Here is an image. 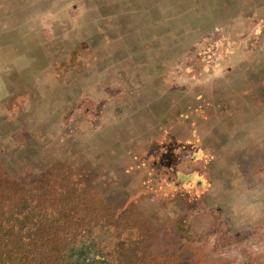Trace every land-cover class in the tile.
I'll return each instance as SVG.
<instances>
[{
  "label": "rangeland",
  "instance_id": "374dc122",
  "mask_svg": "<svg viewBox=\"0 0 264 264\" xmlns=\"http://www.w3.org/2000/svg\"><path fill=\"white\" fill-rule=\"evenodd\" d=\"M49 186L124 262L264 264V0H0V197Z\"/></svg>",
  "mask_w": 264,
  "mask_h": 264
},
{
  "label": "trees",
  "instance_id": "16d2710c",
  "mask_svg": "<svg viewBox=\"0 0 264 264\" xmlns=\"http://www.w3.org/2000/svg\"><path fill=\"white\" fill-rule=\"evenodd\" d=\"M45 192L22 188L0 197V264H130L120 257L127 243L91 238L86 214L57 210L53 186Z\"/></svg>",
  "mask_w": 264,
  "mask_h": 264
}]
</instances>
